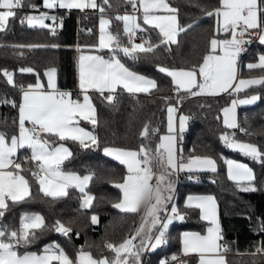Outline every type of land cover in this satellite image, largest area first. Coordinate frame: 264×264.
Masks as SVG:
<instances>
[{
  "label": "trees",
  "instance_id": "16d2710c",
  "mask_svg": "<svg viewBox=\"0 0 264 264\" xmlns=\"http://www.w3.org/2000/svg\"><path fill=\"white\" fill-rule=\"evenodd\" d=\"M103 0H98L102 4ZM177 9L176 16L180 26L187 27L176 36L177 43H161L159 30L147 26L140 32L144 41L159 45L153 52L138 53L135 58L125 56L116 50L118 57L128 67L140 74L152 77L157 82V89L150 93L130 94L119 91L114 95L113 102H108L105 95L90 91L91 103L95 106L97 124L89 121L80 123L89 128L98 139L97 144L85 148L79 141L71 139L57 141L65 144L72 155L61 165V169L89 174L92 176L86 191L95 197L91 208L81 207V193L74 187H69L67 195L53 198L45 195L39 189L37 179L31 176L35 161L25 159L29 148L18 149L15 162L21 163L29 181L30 196L23 201H7L4 215L0 217V230L13 231L21 227L23 214L37 213L44 217L45 227L36 230L35 239L27 245L17 248L18 254L41 253L45 246L58 244L65 253L75 259L77 251L84 249L93 257L113 258L114 252L106 248V243L119 244L131 233L137 213L123 212L112 205L121 197V190L114 186L122 182L126 174L125 166L103 153L105 147L138 150L141 145L155 149L160 143V137L166 132V115L169 104H179L180 111L189 110L195 113L189 118L186 130L177 139L179 158L188 159L193 155L211 156L216 161V170H179L175 181V191L171 205H175L183 220H173L166 231V242L160 247L143 255L142 264H161L164 256H168V264H195V254L181 256L180 234L184 230L203 232L207 222L200 217L199 209L187 207L184 200L187 194H212L217 202L219 224L225 233L221 245L227 248L224 252L226 264H264V158L253 159L238 149L227 147L221 140L224 134L235 135L240 142L255 144L264 152V86L254 85L245 91L236 93L237 97L257 95L256 103L242 106L238 109V128H228L222 120V109L232 100V94L215 96H194L181 91L177 93L172 78L160 72V66L170 69L189 68L199 65L204 55L210 51V39L216 35V17L207 16L206 12L220 6V0H167ZM39 5V0H23L16 9L15 18H10L5 30L0 31V70L13 73L16 86L9 85L6 77L0 71V100L15 101L0 103V132L7 136L17 134L18 105L23 89L34 85L39 80L47 87V77L44 72L49 67L57 69L56 86L59 90H69L77 99L76 90V60L79 51H98L108 53L110 50H97L98 19L101 14L111 18L109 29L113 34L121 35L122 46H129V38L124 35L121 21L111 12L132 11L129 0H108L103 5L105 12L98 10H69L50 27L55 28V34L50 28L33 27L25 20L29 16L28 7ZM61 10H65L59 8ZM77 11H79L77 13ZM261 20L264 21V15ZM87 28L91 29L87 33ZM138 32V33H140ZM20 45H42L29 48ZM55 45V47H53ZM264 54V43L255 42L248 53L240 58L239 77H260L264 71L249 70L247 65ZM21 68H33L34 72H21ZM22 86V87H21ZM167 98V100L165 99ZM149 126V134L141 136L144 126ZM243 128L246 132L240 131ZM158 130V131H157ZM45 138L48 134H42ZM227 158H235L245 162L252 169L255 180L251 187L254 191H244L247 183L240 185L226 174ZM189 175L196 176L195 180ZM170 205V206H171ZM98 216V223H91V216ZM69 226L73 231L64 236L53 230L55 222ZM76 233H79L77 236ZM177 257L173 261L171 258ZM53 264H59L53 261Z\"/></svg>",
  "mask_w": 264,
  "mask_h": 264
},
{
  "label": "snow or ice",
  "instance_id": "6c2138e0",
  "mask_svg": "<svg viewBox=\"0 0 264 264\" xmlns=\"http://www.w3.org/2000/svg\"><path fill=\"white\" fill-rule=\"evenodd\" d=\"M134 12L137 11V3L142 9V20L144 25H149L159 29L163 39L161 43H177L176 36L179 32H184L187 27L180 26L175 13L176 8H172L167 0H129ZM23 0H0V31L5 30L10 18H15L16 9L20 8ZM45 8L55 7L66 9H98L101 13L105 12L103 5L108 4V0H103L98 4L97 0H43ZM159 10H165L170 15H157ZM207 16L217 18L216 31L229 33L231 38L219 40L213 36L210 39V51L202 58V63L192 65L189 68L170 69L160 66L159 71L166 73L172 78L175 86L174 90L179 93L184 91L196 95H218L231 90L233 93H240L254 85L264 86V75L247 79H238L237 60L240 53L244 50L243 45L247 43L245 36L249 30L264 28V0H220V6L212 11L206 12ZM49 19L47 14L39 16H26L25 20L30 26L36 24L41 27L50 28L55 34V28L45 23ZM53 22L56 17L50 18ZM117 20L123 22V33L129 38V46H122L121 35L119 32L113 34L108 31L111 20L103 15L100 18L99 43L98 49H109L112 55L105 58L102 55L90 54L79 56V89L83 95V100L73 99L69 91H61L56 86L57 69L49 67L45 70L44 76L47 77V89L39 80L34 85H28L22 91V102L19 104V131L17 135L7 136L0 132V217L4 215L7 208V201H23L30 196L29 181L20 172L23 171L21 163H16L12 157L18 148L28 147L31 149L30 161L36 162V171L32 175L36 177L41 191L45 195L53 198L67 195L69 187L78 188L83 196L81 207L91 208L94 196L87 191V185L92 176H79L75 173L64 172L61 169L63 162L72 153L63 143L71 139L79 141L85 148L91 144H97L98 139L91 132L79 127V119L89 121L92 125L97 124L95 106L91 103L88 95L89 90H96L103 94L105 91L110 94L106 97L108 102H113L114 93L118 87H122L129 93H150L157 89V82L134 71L129 70L116 56V50L122 51L125 56L135 58L138 53L153 52L159 45L150 42L135 43L137 30H143L138 22L136 15L125 14L117 16ZM264 43V31L258 36ZM42 45H20L18 47H41ZM55 47V45H53ZM79 50V49H78ZM219 52V54H217ZM249 70L260 69L264 71V54L259 55L258 62L249 63ZM6 77L7 83L16 86L13 73L8 70H0ZM21 72H34L33 68H21ZM22 87V86H21ZM167 100V98H165ZM259 96L252 95L244 99H233L230 106L222 109L224 114V124L228 128H238L236 121V107L238 104L254 103ZM0 103H11L16 107L15 101L0 100ZM177 109L171 104L167 107L168 113V134L160 137V143L155 149L141 145L138 150L122 148H105L104 152L109 156L127 166V175L122 178V182L115 183L114 186L121 190L122 197L118 202L113 203V207L123 212L136 213L141 207L147 210V217L150 219L141 223L135 231V235L124 239L121 243H106V248L115 253L114 258L101 257L94 258L93 255L80 249L75 257L71 259L58 244L45 246L41 255L25 252L18 254L17 248L20 245L30 244L36 237V230L45 227L44 217L37 214L25 213L21 217V227L18 230H0V264H141V254L145 250L155 249L160 244L166 242L165 236L169 225L174 219L183 220L185 217L173 204L170 208V215L163 220L160 213L168 212V204L172 199L170 194L173 186L170 181L166 182L167 176L171 171L185 168L210 169L216 170V161L211 156L193 155L183 162H178L176 147V127L175 113ZM189 117L181 115L179 117V131H184L185 122ZM26 122L32 125L26 127ZM37 129L39 131H37ZM149 126L145 125L141 136L149 134ZM158 131V130H157ZM240 131L247 130L241 128ZM42 134H48L45 138ZM224 144L233 149H238L246 156L253 159L264 158V152L260 147L251 143H243L235 138V135L224 134L221 136ZM228 164V176L230 179L243 185L247 183L249 187H243L244 191H254L251 187L255 180L254 173L246 164L235 161H226ZM163 169L157 177L156 184L150 183L156 174L154 168ZM196 203L193 204L192 202ZM187 207H195L201 210L202 219L208 221L211 226L207 228V233L185 232L182 237L183 253L199 255V264H226L224 252L227 248L221 245L223 239L221 226L216 215L215 199L212 196H189ZM91 223H98V216H91ZM159 225L157 235L152 234V229ZM54 231L68 236L73 229L61 221L55 222ZM78 236L79 233H76ZM141 237L140 243L134 241ZM257 251H264L258 248ZM177 260L176 256L171 258ZM161 264H168L167 260H162Z\"/></svg>",
  "mask_w": 264,
  "mask_h": 264
},
{
  "label": "crops",
  "instance_id": "0c3cea01",
  "mask_svg": "<svg viewBox=\"0 0 264 264\" xmlns=\"http://www.w3.org/2000/svg\"><path fill=\"white\" fill-rule=\"evenodd\" d=\"M97 3H98V0H97ZM168 3V2H167ZM99 4V3H98ZM170 5V4H169ZM37 6V5H36ZM171 6V5H170ZM38 7H41V8H45L44 7V4H43V0H39V5H38ZM172 7V6H171ZM55 8H60V7H55ZM173 8V7H172ZM62 9H65V10H72V9H66V8H62ZM89 10H91V11H95V10H98V9H92V8H88ZM137 11H135L134 12V10H133V7H132V11H129V12H111L112 13V15L114 16V17H117V16H123V15H125L124 13H127L128 15H136L137 17H138V22L141 24V26H142V28H145V27H147V26H149V25H144L143 24V20H142V9H140L139 8V4L137 3ZM74 10H80V9H74ZM99 11V10H98ZM157 15H170V13H168V12H166L165 10H159L157 13H156ZM104 15H107V16H109L110 17V15H108V14H105L104 13ZM175 15H176V13H175ZM29 16H35V15H29ZM121 24H122V28H123V22L121 21ZM216 27H217V18H216ZM157 29V28H156ZM123 30V29H122ZM159 30V29H158ZM141 30H137V32H136V34L138 33V32H140ZM250 31V30H249ZM141 33V32H140ZM163 38V37H162ZM215 38H217V39H219V40H224V39H230L231 38V36H230V34L229 33H226V32H223V31H219V32H217L216 31V35H215ZM97 45H98V42H97ZM96 45V46H97ZM97 50H104V49H98L97 47H95ZM109 50V49H108ZM81 54H84V55H90V54H96V55H102V56H104L106 59L107 58H109L111 55H112V52L111 51H109L108 53H100V52H98V51H79L78 53H77V60H76V90H77V93L80 95V97H81V101L83 100V95H82V93H81V91H80V89H79V63H78V60H79V56L81 55ZM209 54V53H208ZM217 54H219V52H217ZM116 56H117V58H119L118 57V55H117V53H116ZM120 59V58H119ZM121 60V59H120ZM122 62V61H121ZM123 63V62H122ZM202 63V62H201ZM239 63H240V55H239V57H238V60H237V75H238V79H240L241 77H239ZM124 64V63H123ZM125 65V64H124ZM126 66V65H125ZM129 70H131V71H134V72H136V73H138L137 71H135L134 69H132V68H130V67H128V66H126ZM172 69H174V68H172ZM177 69H179V68H177ZM138 74H140V73H138ZM140 75H143V74H140ZM143 76H145V77H147V78H150V79H153L152 77H150V76H147V75H143ZM247 78H250V77H247ZM247 78H243V79H247ZM26 89V88H25ZM24 90V89H23ZM45 90H50V89H47V87L45 88ZM61 91H69V90H65V89H63V90H61ZM90 91H96V90H89L88 91V94H89V92ZM119 91H125V92H127L126 90H124L122 87H118L117 88V91L113 94V95H115L117 92H119ZM70 92V91H69ZM96 92H98V91H96ZM98 93H100V92H98ZM129 93V92H128ZM225 93H227V94H232V100L233 99H244V98H248V97H250V96H252V95H249V96H244V98L242 97H237V94L236 93H233L231 90H229L228 92H223V93H220V94H225ZM101 94V93H100ZM110 93L109 92H107V91H105L104 93H103V95H105V96H108ZM130 94H136V93H130ZM220 94H218V95H220ZM196 96H207V94H202V95H196ZM210 96H215V95H210ZM191 97H194V96H192L191 95ZM73 99H76V98H74V97H72ZM231 100V101H232ZM231 101H230V104H231ZM257 101V100H256ZM256 101L254 102V103H256ZM22 102V93H21V97H20V101H19V104ZM254 103H251V104H238L237 105V109H239L240 107H242V106H247V105H253ZM19 106V105H18ZM173 106H175L176 107V109H177V111H176V120H175V122H176V124H175V126H176V136H177V139L180 137V135H182V133L186 130V128H187V123H188V120L185 122V126H184V131L181 133L180 131H179V117L181 116V115H184V116H187L188 117V115L186 114V112H182V111H180V109H179V104L178 103H176L175 105H173ZM168 114V113H167ZM79 119V127H82V128H84L86 131H89V132H91V130L89 129V128H87V127H85V126H83L81 123H80V121H83V119H80V118H78ZM222 120H224V114H223V112H222ZM28 122H26V127H28ZM237 124H238V122H237ZM166 125H167V115H166ZM17 126H18V130H17V134H18V131H19V107H18V113H17ZM29 128V127H28ZM92 133V132H91ZM16 134V135H17ZM87 141V140H86ZM65 145V144H64ZM65 147H67L66 145H65ZM68 148V147H67ZM105 148H117V147H105ZM105 148H103V153L105 154V155H107L105 152H104V149ZM18 149H20V148H18ZM18 149H17V151H18ZM131 150H134V149H131ZM31 156V149L29 148V154H28V156H26L27 158H29ZM107 156H109V155H107ZM13 157H15V156H13ZM12 157V158H13ZM109 157H111V158H113V159H115L114 158V156H109ZM13 159H15V158H13ZM117 160V159H116ZM118 161V160H117ZM120 162V161H119ZM178 162H179V159H178ZM187 162V159H186V161H185V163ZM124 165V164H123ZM125 166V168H126V174L125 175H127V166L126 165H124ZM63 170V169H62ZM180 169H177V170H175V171H171L170 170V174L167 176V178H166V182H168V181H170L171 183H172V186H173V189H172V192L171 193H165L166 195H168V194H170L171 196H172V199H173V195H174V191H175V181H174V178H173V176H177V174H178V171H179ZM63 171H67V170H63ZM161 171H163V169L162 168H160V167H156V168H154V172L156 173L154 176H153V179H152V181H150V183H152L153 185H155L156 184V180H157V177L160 175V173H161ZM69 172H72V171H69ZM72 173H76V172H72ZM77 174H79V173H77ZM80 175H83L84 176V174H80ZM75 188V187H74ZM77 191H79V189L78 188H75ZM80 192V191H79ZM189 196H212V197H214L212 194H208V193H203V194H187L186 195V197H185V200H184V204L187 206V204H188V197ZM121 197H122V192H121ZM120 197V198H121ZM81 203H82V199H83V196H82V194H81ZM172 199H171V201L169 202V204H168V209H169V211H170V208H171V203H172ZM215 199V198H214ZM193 204H195L196 202L195 201H193L192 202ZM215 204H216V215H217V219H218V207H217V202H216V200H215ZM137 220H136V223H135V225H134V227H133V229H132V231H131V233L128 235V237L127 238H129L130 236H132V235H135V231H136V229L138 228V227H140V225H141V223L142 222H144V221H146V220H148V219H150L149 217H147V210H146V208L145 207H141V209L140 210H138L137 212ZM163 213H165V212H163V211H161V213H160V216L163 214ZM199 213H200V217H202V212H201V210L199 209ZM170 214H171V212H170ZM202 219V218H201ZM207 222V226H206V228H205V230L203 231V232H198V231H192V230H184V231H182L181 232V234H180V239H181V256H185V254L183 253V241H182V237H183V234L185 233V232H189V233H200L201 235H205L206 233H207V228L208 227H210L211 226V224L208 222V221H206ZM218 222H219V219H218ZM158 230H159V225H157V227L156 228H153L152 229V234L153 235H157L158 234ZM140 239H141V237H137L136 238V240L134 241V243H136V244H139L140 243ZM161 245H163V244H160L158 247H160ZM80 250V249H79ZM78 250V251H79ZM152 250H154V249H149V250H145V251H143L142 252V254H141V259H142V256L144 255V254H146V253H148V252H150V251H152ZM78 251H77V253H78ZM44 252V251H43ZM43 252H41V253H36L37 255H41V254H43ZM190 254H194V253H190ZM190 254H188V255H190ZM196 256H197V262L195 263V264H199V255L198 254H195ZM114 256H115V253H114ZM114 256H113V258H114ZM94 258H97V259H99V257H94ZM101 258V257H100ZM112 259V258H111ZM75 260V259H74Z\"/></svg>",
  "mask_w": 264,
  "mask_h": 264
},
{
  "label": "built area",
  "instance_id": "2783aa9c",
  "mask_svg": "<svg viewBox=\"0 0 264 264\" xmlns=\"http://www.w3.org/2000/svg\"><path fill=\"white\" fill-rule=\"evenodd\" d=\"M28 11L30 12L29 15H35V16H39L41 14H47V16L49 17V19L45 20V23L48 24L49 26H52L53 24H55V22L60 18L61 15L63 14H68L69 10H61L59 8H52V9H48V8H41V7H38L36 5H30L28 7ZM79 11H77L78 13ZM51 17H56V21L53 22L50 18ZM37 26H40L38 24L34 25L33 27H37ZM41 27V26H40ZM261 31H264V28L262 29H258V30H250L249 31V34H247L245 36V40L247 41V43H245L243 45V51L240 53V58H242L244 55H246L250 49V47L259 40L258 36H259V33ZM87 33H90L91 32V29L90 28H87L86 30ZM135 40L139 43H142L144 41V37H143V34L142 33H137L136 36H135ZM78 45H76V51L77 53L79 52L78 50ZM77 98H79L81 100V97L80 95L78 94ZM180 109V108H179ZM186 114L188 115L189 118H194L195 117V113L191 110L187 111ZM28 127L31 128L32 125L31 124H28ZM37 131H39L37 129ZM25 159H27V157H25ZM183 160V162H185V158H179V161L180 160ZM36 165V163H35ZM36 166L34 169L31 170V176L36 179V177H34L32 175V172L33 171H36ZM189 179L191 180H195L196 179V176L194 175H189L188 177ZM167 215H170V211L168 209V212H165L161 215V219L163 220ZM176 220V219H174ZM225 233V230L221 228V234H224ZM166 238V236H165ZM143 256H142V259H141V264L143 263ZM164 260H169V257L168 256H164Z\"/></svg>",
  "mask_w": 264,
  "mask_h": 264
},
{
  "label": "rangeland",
  "instance_id": "374dc122",
  "mask_svg": "<svg viewBox=\"0 0 264 264\" xmlns=\"http://www.w3.org/2000/svg\"><path fill=\"white\" fill-rule=\"evenodd\" d=\"M124 14H127V13H124ZM104 16L105 18H107V19H110L111 20V18L109 17V16H107V15H104V14H101L100 16H99V19H98V37H97V42L99 43V28H100V18H101V16ZM123 29V28H122ZM108 31H110V29L108 28L107 29ZM111 32V31H110ZM113 33V32H112ZM136 36V35H135ZM133 40H134V42L135 43H139V42H137L136 40H135V37H133ZM261 55V54H260ZM259 57V56H258ZM256 62H258V59L255 61V62H253V63H256ZM242 98V97H241ZM244 98V97H243ZM173 106V105H172ZM228 106H230V103H228L227 105H225L223 108H225V107H228ZM175 107V106H174ZM176 108V107H175ZM237 118H238V109L236 108V121H237ZM175 120H176V113H175ZM224 121V120H223ZM175 124H176V122H175ZM168 114H167V125H166V132L163 134V135H166V134H168ZM176 127V126H175ZM162 135V136H163ZM243 143H245V142H243ZM176 147H177V141H176ZM16 155V154H15ZM14 155V156H15ZM13 158H15V157H13ZM12 158V159H13ZM177 158L179 159V156H178V151H177ZM14 160V159H13ZM229 160H231V161H235V162H237V163H242V164H246L245 162H242V161H240V160H237V159H235V158H227V159H225L224 160V162H225V168H226V174H227V176H228V164L226 163V161H229ZM15 161V160H14ZM17 163V162H16ZM249 168H250V166L248 165V164H246ZM183 170H189V169H187V168H185V169H183ZM192 170H200V169H192ZM64 172H69V171H64ZM72 173V172H71ZM20 174L21 175H24L25 176V178L27 179V177H26V175L24 174V173H22V172H20ZM75 174H77V173H75ZM77 175H79V176H81V177H83V175H80V174H77ZM86 175H89V174H84V176H86ZM229 177V176H228ZM39 184V183H38ZM39 189L41 190V188H40V185H39ZM24 215V214H23ZM22 215V216H23Z\"/></svg>",
  "mask_w": 264,
  "mask_h": 264
}]
</instances>
